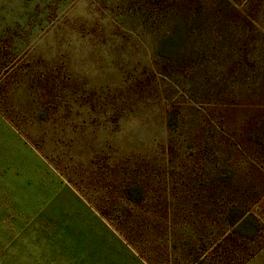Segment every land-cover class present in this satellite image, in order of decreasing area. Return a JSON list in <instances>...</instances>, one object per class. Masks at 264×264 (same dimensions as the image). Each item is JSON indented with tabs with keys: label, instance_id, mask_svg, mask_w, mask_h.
I'll return each instance as SVG.
<instances>
[{
	"label": "rangeland",
	"instance_id": "1",
	"mask_svg": "<svg viewBox=\"0 0 264 264\" xmlns=\"http://www.w3.org/2000/svg\"><path fill=\"white\" fill-rule=\"evenodd\" d=\"M236 230L264 264V0H0V264H200Z\"/></svg>",
	"mask_w": 264,
	"mask_h": 264
},
{
	"label": "trees",
	"instance_id": "2",
	"mask_svg": "<svg viewBox=\"0 0 264 264\" xmlns=\"http://www.w3.org/2000/svg\"><path fill=\"white\" fill-rule=\"evenodd\" d=\"M175 39V36L172 35L171 36V41H173ZM123 194V192H122ZM105 213V212H103ZM248 221V219H247ZM245 222H246V218H245ZM135 222L134 221H128V222H121L119 229L127 236V238H129V241L131 239V241L133 243H136L133 240V236H131L133 233L129 230L130 226L133 225ZM244 225V223H243ZM242 225V226H243ZM235 234V238L231 240L230 235H228L227 237H225V241H223L221 244V252L219 253V256H215L212 259L206 260V259H201L199 261L200 264H232L234 259L238 257V253L240 252L239 249H243L245 248L246 242L247 240H249V238H247V236H242L240 237L239 235H241L238 230L234 231ZM135 235L137 236V234L135 233ZM140 248V247H139ZM163 248V246H162ZM142 250V249H141ZM167 249L166 252L167 253ZM144 252V251H143ZM145 253V257L146 259L151 263V264H155L154 261H157V264H161V259L163 257H161V259H156L154 260L153 256L150 255V252L147 250ZM166 258L169 259L166 255ZM196 260H198V258H196Z\"/></svg>",
	"mask_w": 264,
	"mask_h": 264
}]
</instances>
